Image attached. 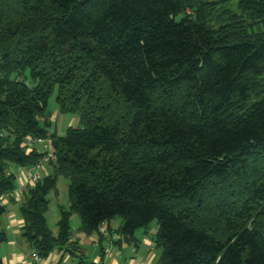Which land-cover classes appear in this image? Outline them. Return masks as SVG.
<instances>
[{
	"label": "trees",
	"instance_id": "obj_1",
	"mask_svg": "<svg viewBox=\"0 0 264 264\" xmlns=\"http://www.w3.org/2000/svg\"><path fill=\"white\" fill-rule=\"evenodd\" d=\"M222 5L0 0V194L16 187L8 166L40 157L26 136L55 155L19 206L33 252L72 251L76 214L99 242L114 218L128 243L155 220V264H264V0H239L241 15ZM54 89L78 119L63 134L44 117ZM60 176L69 207L54 235Z\"/></svg>",
	"mask_w": 264,
	"mask_h": 264
},
{
	"label": "crops",
	"instance_id": "obj_2",
	"mask_svg": "<svg viewBox=\"0 0 264 264\" xmlns=\"http://www.w3.org/2000/svg\"><path fill=\"white\" fill-rule=\"evenodd\" d=\"M46 174H49V171L46 170ZM28 185L25 184L23 178H17L15 194L9 197L5 205L6 212L1 218V228L5 231L7 240L0 247L3 264H33L30 257L33 250L22 236L24 220L19 210L24 188ZM107 226V224L102 226L106 229L107 234L103 235L104 237L100 242L98 234L96 236L91 235L90 242L88 240L85 242V244L91 245V248L93 247V251L82 247L84 244L80 243L79 238L72 239L71 237V241L75 243L72 251L66 247L56 248L48 257L59 264H79L80 262H82L81 264H155L154 252L157 249L149 233L146 234L142 231V234H136V242L128 243L120 240L119 235H113L118 226L111 227L109 224V229Z\"/></svg>",
	"mask_w": 264,
	"mask_h": 264
},
{
	"label": "rangeland",
	"instance_id": "obj_3",
	"mask_svg": "<svg viewBox=\"0 0 264 264\" xmlns=\"http://www.w3.org/2000/svg\"><path fill=\"white\" fill-rule=\"evenodd\" d=\"M220 1H222L223 5H222V11L219 12V14L220 13H222V14H224V13H229V14L237 13L239 15L244 14L242 12L243 10L239 7V0H220ZM213 23H215V19L213 20ZM254 25L257 26L256 24H254ZM26 74H27V72H26ZM46 116H47L46 120H48V122H50V124L44 123V121H42L41 124L44 123L45 125H47V124L49 125L48 132L50 134H56V133L57 134H63L64 131L69 126H77V124H78V119H77L76 115L70 114V113L60 112L58 104L56 102V89H54V91L52 92V94L48 98L47 107H46V114L44 117H46ZM44 117H42L41 119L43 120ZM50 145H51V140H50ZM37 147L44 148L45 146H43V144H40ZM46 148H49V147L47 146ZM50 148H51V146H50ZM51 150H52V148H51ZM53 154H54V152H53ZM46 170H47V172L49 171V173L51 172L50 163L44 166V171L42 172L43 176L45 175ZM68 184H69L68 178L63 177V176L58 177L57 183H56V191H51L47 195V198L49 199V206H48V210H47L45 216L47 219L48 226L54 235H56L57 230H58L57 222L60 218L59 206L62 205L65 209H68V207H69ZM25 189H26V187L24 188V190ZM70 221H71V225H72V239L79 238L80 243L82 245L84 244L82 247H84L87 250L90 249L93 251V247L91 248V245L85 244V242L87 240L89 241L90 236L86 235L85 233H83L79 229L80 219H79L78 215L73 214ZM120 222H121V220L118 217L114 218L110 221V226L111 227H117L120 224ZM142 231H144V230L139 229L136 232V234L140 235V234H142ZM155 231H156V221L154 220L150 223L149 228L147 229V233H149V236H152V235H154ZM92 235L96 236L97 233H93ZM124 245H126V244H124ZM94 250H96V249H94ZM159 253H160L159 250H156L154 252L156 260H157ZM128 256H130V255H128Z\"/></svg>",
	"mask_w": 264,
	"mask_h": 264
},
{
	"label": "built area",
	"instance_id": "obj_4",
	"mask_svg": "<svg viewBox=\"0 0 264 264\" xmlns=\"http://www.w3.org/2000/svg\"><path fill=\"white\" fill-rule=\"evenodd\" d=\"M2 135V134H1ZM23 146L25 148L26 153L30 152L40 144L45 146L44 148H39L40 157L37 162L29 166H21V165H10L7 168L8 172L14 173L17 178H23L25 184L35 185L40 182L43 178L42 172L44 171V166L49 164L51 161L55 159V155L53 154L50 148V139L49 138H41V137H32L30 135L26 136L23 140ZM49 148H46V147ZM14 193L13 191L7 193L0 194V207H5L8 202L9 197H11ZM100 232L102 234H107L106 229L101 227ZM113 235H119L118 233H113ZM33 264H59L54 259L47 257L42 258L37 252H32L30 254Z\"/></svg>",
	"mask_w": 264,
	"mask_h": 264
}]
</instances>
